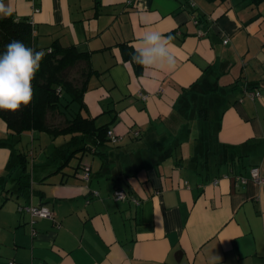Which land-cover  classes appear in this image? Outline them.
I'll list each match as a JSON object with an SVG mask.
<instances>
[{
  "label": "crops",
  "instance_id": "obj_1",
  "mask_svg": "<svg viewBox=\"0 0 264 264\" xmlns=\"http://www.w3.org/2000/svg\"><path fill=\"white\" fill-rule=\"evenodd\" d=\"M4 3L35 47L89 53L72 109L118 140L58 169L69 135L11 134L0 118V264H264V184L235 179L264 161V0ZM146 30L174 38V71L123 58ZM29 204L52 217L18 209Z\"/></svg>",
  "mask_w": 264,
  "mask_h": 264
},
{
  "label": "trees",
  "instance_id": "obj_2",
  "mask_svg": "<svg viewBox=\"0 0 264 264\" xmlns=\"http://www.w3.org/2000/svg\"><path fill=\"white\" fill-rule=\"evenodd\" d=\"M260 1L254 0L255 3ZM33 37L34 27L27 18L13 15L0 18V51H3L10 41L19 40L37 51L42 50L46 53L33 81L35 95L32 103L27 107L21 106L15 113L0 110V118L5 121L11 134L36 130L47 132L54 137L69 135V144L66 153L61 156L58 169H62L73 156L88 148H92L103 157L105 155L103 149L110 146L111 142L107 135L108 129L104 125L97 126L92 118L72 109V104L83 106L82 96L86 90L87 78L93 71L89 65V53L80 51L75 46L64 47L59 43L39 49L34 46ZM120 48L124 59H132L131 54L134 50L124 44H121ZM76 65L80 70L78 82L67 78L68 71ZM54 111L63 116L62 125H50L47 121L48 112ZM199 112L206 117L208 106H203ZM18 156L21 166L24 167L25 156L21 154ZM84 166L87 165H82L83 169ZM19 187L25 188L24 183L20 182Z\"/></svg>",
  "mask_w": 264,
  "mask_h": 264
},
{
  "label": "clouds",
  "instance_id": "obj_3",
  "mask_svg": "<svg viewBox=\"0 0 264 264\" xmlns=\"http://www.w3.org/2000/svg\"><path fill=\"white\" fill-rule=\"evenodd\" d=\"M14 8L0 0V18L12 16ZM173 37L146 30L137 41L132 61L158 72L174 71L176 58L170 51ZM46 53L37 51L19 40H12L0 51V110L17 112L29 106L34 98L33 81Z\"/></svg>",
  "mask_w": 264,
  "mask_h": 264
},
{
  "label": "built area",
  "instance_id": "obj_4",
  "mask_svg": "<svg viewBox=\"0 0 264 264\" xmlns=\"http://www.w3.org/2000/svg\"><path fill=\"white\" fill-rule=\"evenodd\" d=\"M34 1L35 0H30V2L32 4ZM32 7H33L34 12H37L39 10V8L36 7L35 5ZM223 42L226 43L227 39H224ZM244 94L250 98L259 96L258 90H244ZM138 133H139L138 131H134L135 135H138ZM107 135L113 143L117 142L118 137L113 134L111 129L107 130ZM248 173H249L248 177L243 176V175H236L235 179L241 183H245L248 180H252L258 184H264V161H262L258 165H252L249 168ZM82 176L84 179H88L89 168L87 166H84ZM113 197H114V199H123L126 197V192L121 188L114 189ZM133 201L135 204H137L139 202L138 199H136V198H133ZM18 209L28 212L30 214V216L32 217V219L34 217H52L51 210L45 205H32V204L20 205L18 207ZM7 264H26V263H19V262H15V261L11 260V261H8ZM30 264H32V263H30Z\"/></svg>",
  "mask_w": 264,
  "mask_h": 264
},
{
  "label": "rangeland",
  "instance_id": "obj_5",
  "mask_svg": "<svg viewBox=\"0 0 264 264\" xmlns=\"http://www.w3.org/2000/svg\"><path fill=\"white\" fill-rule=\"evenodd\" d=\"M79 72H80L79 67H78V65H76L75 67L71 68L68 71L67 78L71 79L75 82L76 81L78 82L79 81ZM47 121L50 123V125H56V126L62 125L64 122L63 116L56 111L48 112ZM37 144L38 143H35L34 145L37 146ZM30 145H31V142L29 139V143L26 144L27 149H28V147L30 148ZM24 146H25V144H24Z\"/></svg>",
  "mask_w": 264,
  "mask_h": 264
}]
</instances>
